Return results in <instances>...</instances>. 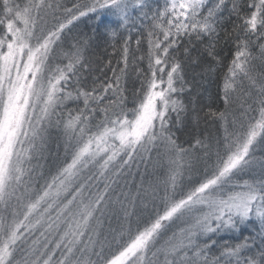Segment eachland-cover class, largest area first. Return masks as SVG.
<instances>
[{"label": "snow or ice", "instance_id": "obj_1", "mask_svg": "<svg viewBox=\"0 0 264 264\" xmlns=\"http://www.w3.org/2000/svg\"><path fill=\"white\" fill-rule=\"evenodd\" d=\"M222 53L219 133L181 142ZM0 264H264V0H0Z\"/></svg>", "mask_w": 264, "mask_h": 264}, {"label": "trees", "instance_id": "obj_2", "mask_svg": "<svg viewBox=\"0 0 264 264\" xmlns=\"http://www.w3.org/2000/svg\"><path fill=\"white\" fill-rule=\"evenodd\" d=\"M64 2L66 4L72 2V4H73L76 2V0H64ZM91 27H92V25L90 24L89 19L87 17L81 18V20L76 21L74 23V25L70 26L72 31L69 34V36L65 37V42H66L65 46L66 47L68 46V42L70 41V37L75 36L78 33L91 35ZM135 35H136V33H133V36H135ZM105 47H106L105 45L101 44L100 46H97L93 49L95 56L99 57V59H97L95 62L97 65H100L101 67H103L107 63L109 58H111L113 60V64H115L116 59L120 55L119 50H118L115 56H111L112 49L109 47V48H107V51H105ZM131 47L133 49L136 48L134 41L132 42ZM140 47H141V49H143L146 52V47H147L146 42H142ZM222 56H223V53H222ZM229 59H230V56H223L224 66L222 68L217 69V72H216L214 78L210 76L200 86V95L197 96V99H196L197 111L200 113V116H201V121L199 123V127L197 129L196 126L192 124L191 116L189 115V117L187 118V122H186L185 127L181 128V129H176L177 135L179 136V139L181 142L187 143L192 138V136H194L196 134L197 131L201 137H203L204 135H208L209 138H212L215 134L219 133L218 124H214L211 120H205L203 117H204V113L208 110V105L210 103L209 97H211V106L213 108H217V107L222 108L223 107V103L219 99L220 85H221V80H222V74H223V72L226 71ZM142 67L146 70V68H147L146 62L142 65ZM96 74L100 75L99 71H97ZM108 75H110V73H108ZM101 78L103 79V77H101ZM128 79H129V84H128L129 91L127 92V96H128V103H129V105H131L132 99H133L132 87H133V84H135L136 87H139V81L135 80V73H130ZM182 98L184 99L185 103L188 104L189 113L191 114V102H190V97H189L188 93L185 92L183 94ZM50 148L51 147L48 146V151L52 150L49 157H47V159L40 161V163H42L44 165L43 170L45 172L46 177L48 176L50 171L54 173L56 170V166L59 164V162H58L59 157H57V155H54L55 150L50 149ZM143 172H144V166L143 165H141L140 169L137 170L136 165L133 164L131 174L122 178L121 184L117 188V192H119L121 187L125 191L128 190V187H131L132 192L135 193L136 187L140 183V180H141L140 174ZM158 174L162 175L163 173L158 172ZM153 177H154V175L152 174V170L150 167L148 172L144 176L145 186H147L149 180H154V179H152ZM124 180H127L129 182V185L125 186ZM40 183L42 184L43 180H41ZM100 186L103 187V184L101 183ZM105 226L107 227V221L105 222ZM112 226L113 227L117 226L116 217H113Z\"/></svg>", "mask_w": 264, "mask_h": 264}, {"label": "rangeland", "instance_id": "obj_3", "mask_svg": "<svg viewBox=\"0 0 264 264\" xmlns=\"http://www.w3.org/2000/svg\"><path fill=\"white\" fill-rule=\"evenodd\" d=\"M159 2H162V0H158ZM67 5L69 6V7H71L72 6V2H70V3H67ZM70 27V26H69ZM54 137H56V136H58L59 134L58 133H56L55 132V130H54ZM49 147H51L50 149H53V150H55V154L54 155H57V157H59V164H61V162H62V160L65 158L64 157V148H63V144L61 143L60 145H59V147H57V142H56V139L54 138L53 139V141L49 144ZM51 151L52 150H49L48 151V156L47 157H49V155H50V153H51ZM257 155H260V153H257ZM58 164V165H59ZM152 179H156V176H154ZM162 207V206H161Z\"/></svg>", "mask_w": 264, "mask_h": 264}]
</instances>
